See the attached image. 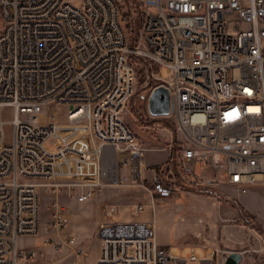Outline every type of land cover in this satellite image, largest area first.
Returning <instances> with one entry per match:
<instances>
[{
  "label": "built area",
  "instance_id": "built-area-1",
  "mask_svg": "<svg viewBox=\"0 0 264 264\" xmlns=\"http://www.w3.org/2000/svg\"><path fill=\"white\" fill-rule=\"evenodd\" d=\"M142 1V39L131 45L117 0H0V264H50L20 244L42 232L44 190L67 185L85 202L107 184L142 187L149 203L132 213L150 206L153 218L100 223L94 264H207L159 239L156 197L171 194L168 173L203 183L196 166H211L206 180L237 192L264 182V0ZM133 54L167 69L154 76L169 89L181 138L178 168L172 160L149 176L144 158L154 147L124 117ZM54 207L50 225L64 230L66 207ZM78 242L74 232L43 240L55 250Z\"/></svg>",
  "mask_w": 264,
  "mask_h": 264
},
{
  "label": "rangeland",
  "instance_id": "rangeland-1",
  "mask_svg": "<svg viewBox=\"0 0 264 264\" xmlns=\"http://www.w3.org/2000/svg\"><path fill=\"white\" fill-rule=\"evenodd\" d=\"M117 1L122 14L130 11L133 17H141L142 9L133 0ZM141 34L142 30L137 43L142 39ZM132 56L136 72L135 91L126 105L124 117L138 138L147 146L154 147L146 152L144 158L147 166L145 173L149 176L153 167L165 166L172 160L178 168L176 162L181 138L173 115H153L148 107L149 95L159 82L154 72L159 70V75L166 77L167 69L160 68L144 55ZM53 110L54 107L51 111ZM6 118H11V114H6ZM6 129L10 140V123ZM46 146L54 148L49 143ZM196 169H200L199 166ZM201 171L205 178L203 183L188 182L180 172L168 173L169 180L173 182V190L169 196L156 197L160 241L177 247L180 255L187 254L189 250L204 254L205 248L212 249L211 259L207 260V264H225L227 255L235 250L242 254L239 264H264V182L249 184L245 191L237 192L232 185L223 181L206 180L215 172L211 166L202 165ZM72 193L67 185L58 193L44 190L41 206L42 232L35 237L25 236L20 239L23 251L37 250L35 261L50 264H93L91 259L97 256L100 246L97 235L100 223L111 221L110 219L153 218L150 206H146L137 215L132 213L135 203H149L148 194L139 186L103 185L96 188L93 197L85 202L78 201ZM55 200L66 207L69 216V225L64 230H55L50 225ZM89 203L92 206L87 207ZM114 204L117 205L116 211L108 213V206ZM69 232L77 235L79 242L76 245L64 243L61 249L55 250L52 245L43 244L48 236L55 240L66 239ZM181 246L189 248L183 250ZM188 264L202 263L192 260Z\"/></svg>",
  "mask_w": 264,
  "mask_h": 264
},
{
  "label": "water",
  "instance_id": "water-1",
  "mask_svg": "<svg viewBox=\"0 0 264 264\" xmlns=\"http://www.w3.org/2000/svg\"><path fill=\"white\" fill-rule=\"evenodd\" d=\"M149 111L153 115H165L170 110V93L169 89L164 85H156L150 95L148 102ZM242 259L240 251L235 250L230 252L226 259L225 264H239Z\"/></svg>",
  "mask_w": 264,
  "mask_h": 264
},
{
  "label": "trees",
  "instance_id": "trees-1",
  "mask_svg": "<svg viewBox=\"0 0 264 264\" xmlns=\"http://www.w3.org/2000/svg\"><path fill=\"white\" fill-rule=\"evenodd\" d=\"M133 2L136 3V5L140 6L141 10V17L135 18L133 17L132 13L130 11H125L122 14L124 23H125V28L129 32V37L131 44H136L138 41V38L140 36V32L143 28L144 21L146 18V13H145V7L144 3L142 0H133ZM148 58V57H147ZM133 59V56L131 55V60ZM152 85V84H150ZM153 86V85H152ZM172 159V158H171Z\"/></svg>",
  "mask_w": 264,
  "mask_h": 264
},
{
  "label": "crops",
  "instance_id": "crops-1",
  "mask_svg": "<svg viewBox=\"0 0 264 264\" xmlns=\"http://www.w3.org/2000/svg\"><path fill=\"white\" fill-rule=\"evenodd\" d=\"M197 166H199V165L197 164ZM199 168H200V166H199ZM200 170H201V169H198L197 171H200ZM86 206H87V207H90V206H92V203H89V204H87ZM115 217H116V218H120L119 215H115ZM107 220H108V219H107ZM110 220L112 221V220H114V219H110ZM106 222H107V221H106ZM170 247H171V249L173 250V252H175V254H176L177 256H182V255H184V254L180 255V253L178 252L177 247H173V246H171V245H170ZM187 248H189V247H188V246H181V249H183V250H185V249H187ZM196 248H199V247H196ZM99 251H100V246H99V249L97 250V255H98ZM191 251L198 252V251H196V250H189L188 253L191 252ZM188 253H187V254H188ZM198 253H200V252H198ZM211 253H212V249H206V248H205V253H204V254H201V253H200V255L203 256L204 258H207V260H209V259H211V256H210ZM93 255H95V254L93 253ZM185 255H186V254H185ZM96 257H97V256H96ZM96 257L93 258V259H91V263L93 262V264H94V262H95V260H96Z\"/></svg>",
  "mask_w": 264,
  "mask_h": 264
}]
</instances>
